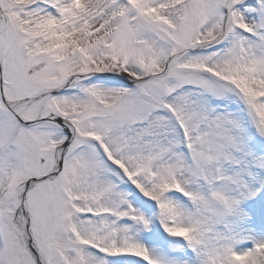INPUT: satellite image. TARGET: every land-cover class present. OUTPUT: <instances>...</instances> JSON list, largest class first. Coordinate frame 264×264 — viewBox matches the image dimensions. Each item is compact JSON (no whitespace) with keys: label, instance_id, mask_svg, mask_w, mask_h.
Returning a JSON list of instances; mask_svg holds the SVG:
<instances>
[{"label":"snow or ice","instance_id":"snow-or-ice-1","mask_svg":"<svg viewBox=\"0 0 264 264\" xmlns=\"http://www.w3.org/2000/svg\"><path fill=\"white\" fill-rule=\"evenodd\" d=\"M0 264H264V0H0Z\"/></svg>","mask_w":264,"mask_h":264}]
</instances>
